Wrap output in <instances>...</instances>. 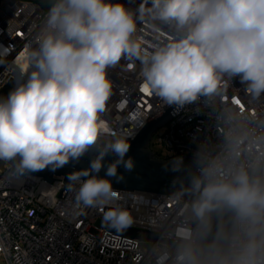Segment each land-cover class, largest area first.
I'll list each match as a JSON object with an SVG mask.
<instances>
[{
  "label": "clouds",
  "instance_id": "9594fccd",
  "mask_svg": "<svg viewBox=\"0 0 264 264\" xmlns=\"http://www.w3.org/2000/svg\"><path fill=\"white\" fill-rule=\"evenodd\" d=\"M141 16L176 35L145 53L134 38ZM125 55L142 62L144 87L167 105L215 93L224 75L239 77L260 95L264 0H145L136 10L123 0H53L38 47L27 56L33 70L0 98V160L16 162L23 174L55 170L94 149L96 158L83 170L87 178L81 181L79 172L69 177L80 182L76 201L93 206L111 199V181L98 175L105 155L119 157L107 176H116L120 164L131 170L133 161L124 160L127 139L100 142L105 132L100 114L112 90L107 70ZM192 186L198 194L192 211L200 221L221 209L233 214V244L223 249L213 241L205 254L186 233L179 264H264V179L243 168L230 177L214 169L194 178ZM107 218L119 226L131 223L122 209Z\"/></svg>",
  "mask_w": 264,
  "mask_h": 264
},
{
  "label": "built area",
  "instance_id": "2783aa9c",
  "mask_svg": "<svg viewBox=\"0 0 264 264\" xmlns=\"http://www.w3.org/2000/svg\"><path fill=\"white\" fill-rule=\"evenodd\" d=\"M53 0H0V90L33 70L27 56L38 47V36ZM132 10L145 0H123ZM156 23L157 26H154ZM162 29V30H158ZM176 33L146 16L137 20L134 38L145 53ZM142 62L131 56L107 70L111 95L100 119L103 142H132L142 129L167 111L172 120L154 136L167 153L161 160L193 158L206 170L225 177L243 169H264V93L255 95L239 77L224 75L211 95H200L182 106L167 105L144 91ZM152 138V140H153ZM152 143V141H151ZM150 143V149H151ZM76 182L70 190L63 180L21 178L7 165L0 171V258L5 264H179L181 248L128 239L107 231L108 214L126 210L131 223L124 227L187 242L194 222L187 201L141 192L114 191L107 202L87 206L76 201ZM114 225H117L113 222ZM142 244H149L143 247Z\"/></svg>",
  "mask_w": 264,
  "mask_h": 264
},
{
  "label": "water",
  "instance_id": "95a60500",
  "mask_svg": "<svg viewBox=\"0 0 264 264\" xmlns=\"http://www.w3.org/2000/svg\"><path fill=\"white\" fill-rule=\"evenodd\" d=\"M17 84L15 80H10L0 90V98H6ZM171 120V110H169L147 124L138 136L129 143L130 147L124 156V160L126 161L131 158L133 161V168L131 170L126 169L123 164H120L117 166L116 176H107V167L119 159L115 153L109 152L103 159V167L98 175L109 179L114 191L141 192L178 198L187 201L192 208V204L198 195L193 191V180L198 177L202 178V173L206 170V167L190 157H185L182 160H161L150 149L153 136ZM100 142L105 145L112 143H106L102 140ZM96 156L97 152L93 149L89 150L79 159H72L63 167L56 168L55 170L46 168L39 172H25L23 174L16 170V162H5L10 166V172L18 177H36L49 183L60 179L64 181L65 189L70 190L77 181L74 178L69 179V177L79 172L81 181L86 179L87 176L83 170L90 168L91 162ZM260 165L255 169L248 168L245 170L253 177L264 179V169ZM177 224L194 228V240L205 254L208 252L207 245L212 244L213 241H217L223 249H228L233 244L235 220L233 214L227 210L221 209L211 213L209 219L205 222L200 221L194 215L193 223L180 219ZM104 228L124 238L154 242L162 244L165 247L166 245H171L182 249L187 243L166 238L159 234L114 225L113 222L112 224H105Z\"/></svg>",
  "mask_w": 264,
  "mask_h": 264
},
{
  "label": "rangeland",
  "instance_id": "374dc122",
  "mask_svg": "<svg viewBox=\"0 0 264 264\" xmlns=\"http://www.w3.org/2000/svg\"><path fill=\"white\" fill-rule=\"evenodd\" d=\"M1 1H5V0H1ZM151 150L160 158H164L167 156V153L164 151V149H162L159 145L156 144L155 137L153 138L152 143H151ZM7 165L8 164L5 161L0 160V171H4ZM143 247H149V244H142V248ZM0 264H5L2 258H0Z\"/></svg>",
  "mask_w": 264,
  "mask_h": 264
},
{
  "label": "snow or ice",
  "instance_id": "6c2138e0",
  "mask_svg": "<svg viewBox=\"0 0 264 264\" xmlns=\"http://www.w3.org/2000/svg\"><path fill=\"white\" fill-rule=\"evenodd\" d=\"M143 90H144V91H148L146 87H144V89H143ZM114 195H115V193H114Z\"/></svg>",
  "mask_w": 264,
  "mask_h": 264
}]
</instances>
